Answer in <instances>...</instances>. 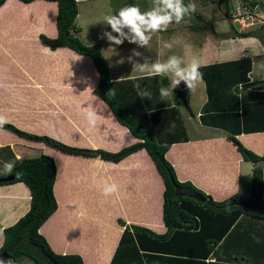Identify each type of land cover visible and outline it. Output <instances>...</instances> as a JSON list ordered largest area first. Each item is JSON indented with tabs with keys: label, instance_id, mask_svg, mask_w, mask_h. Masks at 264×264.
<instances>
[{
	"label": "crops",
	"instance_id": "0c3cea01",
	"mask_svg": "<svg viewBox=\"0 0 264 264\" xmlns=\"http://www.w3.org/2000/svg\"><path fill=\"white\" fill-rule=\"evenodd\" d=\"M76 2V36L82 41L84 31L89 36L99 30L95 41L86 43L96 44L103 57L111 56L102 51V47H110L108 42L98 39L103 31H110L102 24L105 15L114 13L110 0ZM128 4H138L142 10H147L150 0H133L132 3L122 0L118 6ZM56 12V3L48 0L26 3L5 0L0 5V114L21 130L46 134L71 145L116 151L136 142L138 139L119 124L106 104L92 93L98 74L91 59L65 46L50 49L38 40L39 33L48 37L56 35ZM196 17L193 13L185 18L183 25L174 24L167 32L154 36L147 49L140 48L150 51L153 45L155 49L161 48L162 41L187 42L184 56L179 49L171 55L183 57L185 63L198 57L201 68H205L204 95L194 96L200 99L195 111L188 107V89L187 106L176 104L173 94L169 96L171 102L162 100L156 86L157 76L128 73L118 66L116 74L109 72V77L112 80L129 78L133 84L138 82L142 88H148L152 97L142 101L150 108L177 107L186 140L171 143L164 156L179 181L190 182L214 201H221L236 192L248 196L253 164L242 159L226 135L235 132L239 142L256 154H261L264 149V130H257L264 128V47L256 37H228L231 32L227 31H222L226 34L222 37V33H215L213 27L205 30L195 21ZM202 23L208 25L204 20ZM211 31L216 38L210 36ZM162 50L159 57L157 50L153 56H147L151 59L149 63L157 59L163 62ZM242 58L250 59L246 84L236 83L241 78L233 76L243 72L244 63L235 65L233 62ZM222 63L228 64L225 74ZM148 79L151 82L147 83ZM206 80L216 86L214 93H207ZM224 83L226 91L222 92ZM86 109L95 110L99 116L97 126L92 130L87 125ZM235 111L237 114L220 115ZM236 124L238 130H233ZM35 150L38 154H49L56 167L53 183L56 209L38 228L54 252L78 254L83 264H109L123 230L118 218L126 224L164 232L161 221L163 182L144 149L133 151L117 162H108L99 157L60 153L41 142L0 129V165L3 167L12 161L11 155L12 159L32 157L26 155ZM261 167L264 198V166ZM0 172L5 173L4 168L1 167ZM105 183H116L118 193L105 197L102 194ZM184 193L203 200L190 189H184ZM242 202L240 197L237 203ZM28 207L29 191L22 182L0 185V242L2 229L17 221ZM245 216V221L241 214L235 223H250L252 227V221L256 220L261 229L264 228L263 220ZM85 224H95L97 231L90 235V227H84ZM239 232H242L241 227ZM211 256L215 258V255Z\"/></svg>",
	"mask_w": 264,
	"mask_h": 264
},
{
	"label": "trees",
	"instance_id": "16d2710c",
	"mask_svg": "<svg viewBox=\"0 0 264 264\" xmlns=\"http://www.w3.org/2000/svg\"><path fill=\"white\" fill-rule=\"evenodd\" d=\"M4 1L0 0V5ZM20 1L26 3L32 0ZM48 1L55 2L57 7L56 35L48 37L39 33L38 40L50 49L65 46L78 54L88 56L98 74L92 93L106 104L116 121L138 140L116 151H109L67 144L46 134L26 132L9 122L4 124L2 129L23 139L41 142L60 153L99 157L108 162H117L139 149L146 151L163 182L161 221L165 230L157 233L146 226L126 224L118 218L117 222L123 230L109 264H204L207 255L211 254L215 255L216 264H264L263 232L259 229L254 231L256 227L255 225L251 227L250 223H235L241 214L264 221L263 168L257 164L264 161V149L261 154H256L239 142L235 132L226 135L242 159L253 164L248 196H241L243 204L229 203L237 199L239 195L237 192L221 201H214L190 182L179 181L172 165L164 156L171 143L186 140L177 107L163 105L150 108L133 89L132 79H110L107 62L98 46L84 44L76 36L78 32V27L74 23L77 13L76 0ZM212 2H216L218 6L222 4L223 10L226 9L227 0ZM231 30L228 37H256L264 47V22L247 31H237L233 27ZM225 35L222 33V37ZM233 62L244 63L243 72L233 76L235 79L241 78L236 80V83L246 84L250 59L242 58ZM204 69H200L202 74ZM215 87L214 83L208 84L206 80L205 89L208 94L214 93ZM111 89L115 95L108 94ZM225 91L224 83L222 92ZM229 114L237 112H225L220 115L224 117ZM237 124L233 130H238ZM247 129L254 131L255 128ZM11 163L15 166L12 173L5 171L0 177L9 174H14L15 177L9 181H0V185L22 182L29 191V207L17 221L2 229L0 253L8 254L2 264H83L78 254L54 252L38 231L40 225L56 209L53 194L56 167L53 158L40 153L32 157L13 158ZM184 189L192 190L203 200L188 196ZM239 227L242 228L241 233ZM253 236L258 237L260 242L256 243Z\"/></svg>",
	"mask_w": 264,
	"mask_h": 264
},
{
	"label": "clouds",
	"instance_id": "9594fccd",
	"mask_svg": "<svg viewBox=\"0 0 264 264\" xmlns=\"http://www.w3.org/2000/svg\"><path fill=\"white\" fill-rule=\"evenodd\" d=\"M196 10L197 6L194 0H190L187 4L184 3V0H150V6L147 10H142L138 4H128L103 17L102 24L110 28V31H103L99 38L105 39L110 45L109 49L114 50L125 42L136 45L128 57V63L132 64V72L146 73L149 77H163L170 74L169 87L159 89L160 98L166 99L181 83L189 91H193L199 83L203 82V74L200 72L201 60L198 57H193L190 62L185 63L183 57L170 55L163 62L157 59L155 62L149 63L145 57L144 62L140 63L138 60L142 54L136 49H147L154 36L167 32L169 27L174 24H181L186 17H191ZM178 43H180L179 40L162 41L161 48H158L156 52L157 57L161 54V49L171 50L173 45ZM123 62V60L119 61V63ZM133 89L137 91L141 99L152 97V92L148 88H142L138 82L133 84ZM108 94L115 95V92L111 89ZM85 112L88 128L92 130L97 126L99 116L93 109H86ZM6 123H8L7 117L0 114V129ZM14 167L13 163L8 162L5 163L4 170L7 173H12ZM118 191L119 186L116 183H105L102 194L108 197L118 193ZM253 239L256 243L260 242L256 236H253ZM0 246H2V242H0ZM204 264H216V261L210 255L205 259Z\"/></svg>",
	"mask_w": 264,
	"mask_h": 264
},
{
	"label": "rangeland",
	"instance_id": "374dc122",
	"mask_svg": "<svg viewBox=\"0 0 264 264\" xmlns=\"http://www.w3.org/2000/svg\"><path fill=\"white\" fill-rule=\"evenodd\" d=\"M122 2V0H110L111 4H112V9H113V12L117 11L120 7L118 6V3L119 2ZM133 0H130V3H132ZM213 0H208L206 2H204V4L202 2H200L199 0H194L196 6H197V10L194 14L197 15L195 21L200 23L201 27L204 26L205 30H208L209 31V27H213L215 29V33L217 32L218 34L222 33V31H227V32H231V27H233L234 29H236L237 31H247L249 29H253L254 27L258 26L259 24L261 23H257L255 22L256 20L255 19H252L253 21V24H245L244 22H239V23H233L230 19H228L226 16L224 17V13H223V5L221 4L220 6H217V3L216 2H212ZM190 2V0H189ZM97 8V7H96ZM262 13V16L264 18V12H261ZM199 18V20H198ZM202 20H204L205 22H208L206 24H203L202 23ZM184 23H186V21H184L182 24L180 25H183ZM206 26V27H205ZM99 31V30H98ZM98 31H94L92 33H90L89 36H87V32L84 31L83 34H82V43L84 44H88L86 43L87 41L91 40V41H95L94 37L95 35H97ZM198 34V33H197ZM210 34V33H208ZM83 36H86V38H83ZM213 38H216L217 35L216 34H213L212 31H211V35ZM99 39V37H98ZM100 41V39H99ZM183 40H180V43L178 44H174L173 45V48L171 50L169 49H163V60H167V58L173 54L176 49H179L180 50V53H181V56H184V54L186 52H183V50H186V44L187 42L185 43H182ZM128 46V47H127ZM136 48V45H131V44H128L127 42H125L120 48H116L115 51L112 53L111 50L109 49V47L106 45L105 47H102V51L105 52L107 54H111V56H108V57H104L107 64H108V68H109V72L111 73H114L116 74V71L118 70V66L122 67L123 69H125V71H127L128 73H130L132 71V64L128 63V57L130 56V53L132 51V49ZM150 51L149 50H146V51H141V50H144V49H136L137 51L141 52L142 56L141 58H139L138 62L141 63L142 60H144V58L147 56H150V55H154L155 54V51L157 49L154 48V45L152 47H150ZM153 49V50H152ZM147 54V55H146ZM166 55V56H165ZM150 58V57H149ZM123 60L124 62L123 63H119V61ZM151 59H149L150 61ZM116 64V65H115ZM237 65V64H235ZM228 71V64L227 63H222V72L225 74L226 72ZM113 75V74H112ZM161 76H157V79H156V86L158 87L157 89L159 90L161 87H169L170 85V74L169 75H165L163 76L162 78H160ZM231 77V75H230ZM151 82L149 79L146 80V82L148 83ZM163 83H166L165 85H162V86H159L160 84H163ZM203 96L204 95V84L203 82L202 83H199L198 86L195 88V90L193 91H190V102L188 104V107L190 106V110L192 111H195V107L197 105H199L200 103V99L198 97L194 98V96ZM160 97V96H159ZM164 101H170L169 97L166 98V99H162ZM185 109V108H184ZM184 111V110H182ZM37 150H35V152H33V154H28L26 156H33V155H37L38 152H36ZM44 153V152H43ZM11 155V153H9ZM46 154V153H45ZM49 155V154H47ZM11 157V160L12 159V155L10 156ZM1 163V162H0ZM258 165L259 166H264V161H260L258 162ZM4 168L2 165H0V168ZM3 173V172H2ZM0 172V175L2 174ZM246 188V187H244ZM249 189V188H248ZM248 191V190H247ZM189 194V193H187ZM242 195L239 193L237 199H234L232 201H230L229 203L231 204H243L242 203H237V201L240 199ZM192 197V196H190ZM244 221L246 220V216L244 215L243 217ZM253 222V225H255L256 228H254L253 230H261L263 232V235H264V229H261L260 228V225H259V221L256 222V220L252 221ZM256 222V223H254ZM243 224H245V222H241ZM84 227H90V235L93 234V232L97 231V228H96V225L95 224H85ZM238 257H240L238 255ZM260 258H259V263H260ZM256 261H258V259H256ZM10 264V263H8Z\"/></svg>",
	"mask_w": 264,
	"mask_h": 264
},
{
	"label": "built area",
	"instance_id": "2783aa9c",
	"mask_svg": "<svg viewBox=\"0 0 264 264\" xmlns=\"http://www.w3.org/2000/svg\"><path fill=\"white\" fill-rule=\"evenodd\" d=\"M264 0H227L224 13L234 24L244 22L245 24H253L255 19L257 23H263L264 18Z\"/></svg>",
	"mask_w": 264,
	"mask_h": 264
},
{
	"label": "water",
	"instance_id": "95a60500",
	"mask_svg": "<svg viewBox=\"0 0 264 264\" xmlns=\"http://www.w3.org/2000/svg\"><path fill=\"white\" fill-rule=\"evenodd\" d=\"M224 16H226L225 13H224ZM186 91H187V88L183 83H181V85H179L176 89H174L172 94H173V100L175 101L176 104L187 106ZM14 177H15L14 174H9V175L0 177V181H9V180H12ZM7 257H8V254L6 252L0 253V262L5 260Z\"/></svg>",
	"mask_w": 264,
	"mask_h": 264
}]
</instances>
